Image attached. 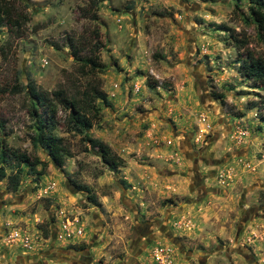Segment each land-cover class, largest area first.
<instances>
[{
    "label": "rangeland",
    "instance_id": "1",
    "mask_svg": "<svg viewBox=\"0 0 264 264\" xmlns=\"http://www.w3.org/2000/svg\"><path fill=\"white\" fill-rule=\"evenodd\" d=\"M88 4L22 0L24 31L0 27V86L20 91L0 95L2 138L47 164L42 176L22 165L16 192L5 164L0 264H264V87L237 63L264 58V43L242 22L247 1L105 0L96 21ZM223 25L245 32L244 50ZM96 32L102 68L84 73ZM30 83L69 95L98 83L107 103L87 133L121 166L66 132L63 111L54 133L72 157L57 166L34 149Z\"/></svg>",
    "mask_w": 264,
    "mask_h": 264
},
{
    "label": "trees",
    "instance_id": "2",
    "mask_svg": "<svg viewBox=\"0 0 264 264\" xmlns=\"http://www.w3.org/2000/svg\"><path fill=\"white\" fill-rule=\"evenodd\" d=\"M105 0H89L87 8L82 9L84 17L89 16L93 21L97 20L96 11L101 2ZM235 8L240 9V3L244 0H233ZM247 9L241 12L242 22L247 26H253L259 40L264 43V0H246ZM22 0H0V27H8L11 31L19 33L24 31L29 17L20 6ZM219 31L229 33V42L238 52L244 50L249 44V38L245 34L235 33L233 29L225 25L218 27ZM98 40V34L95 33ZM102 48L100 41H96L87 49V57L80 63L81 70L84 73L96 72L102 68L99 60V51ZM79 56V53H75ZM238 72L245 80L256 82L264 87V58L255 56L250 51H246L237 61ZM98 83H87L83 90H78L76 95H69L64 88H57L51 92L42 91L33 84L27 87L28 97L32 104L29 107L30 116L35 120V128L29 137L30 143L34 149H44L50 161L57 166H62L66 157H72L63 139L58 137L54 131L57 128V114L59 111L65 112L66 132L81 135V141L86 143L92 150H95L102 163L110 170L121 166L122 160L117 157L110 148L99 140L90 137L87 133L92 128L96 119L97 100L107 103L106 95L99 89ZM18 94L16 87H1L0 95ZM216 98L221 96L216 95ZM251 107H255L251 105ZM264 118V117H263ZM5 122L0 119V179L6 177L5 164L10 163L13 173L8 176L9 189L13 192L18 190L20 184L21 166L28 168V174L31 176H42L45 174L47 164L38 157L30 156L27 153L20 152L17 149H11L5 145ZM87 150V147L85 148ZM40 167V169H38ZM85 192L88 189L82 188ZM89 202L97 205L94 196L89 197ZM45 236H47L44 233Z\"/></svg>",
    "mask_w": 264,
    "mask_h": 264
},
{
    "label": "built area",
    "instance_id": "3",
    "mask_svg": "<svg viewBox=\"0 0 264 264\" xmlns=\"http://www.w3.org/2000/svg\"><path fill=\"white\" fill-rule=\"evenodd\" d=\"M155 258H156V260L157 261H165L166 259H164V257H163V251L162 250H157L156 252H155Z\"/></svg>",
    "mask_w": 264,
    "mask_h": 264
},
{
    "label": "flooded vegetation",
    "instance_id": "4",
    "mask_svg": "<svg viewBox=\"0 0 264 264\" xmlns=\"http://www.w3.org/2000/svg\"><path fill=\"white\" fill-rule=\"evenodd\" d=\"M167 239H169V238H167ZM170 241H171V239H169Z\"/></svg>",
    "mask_w": 264,
    "mask_h": 264
}]
</instances>
